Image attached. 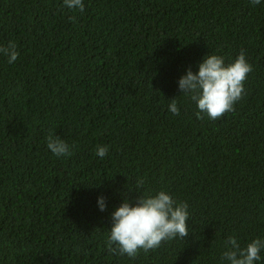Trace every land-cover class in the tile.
<instances>
[{
  "label": "trees",
  "instance_id": "16d2710c",
  "mask_svg": "<svg viewBox=\"0 0 264 264\" xmlns=\"http://www.w3.org/2000/svg\"><path fill=\"white\" fill-rule=\"evenodd\" d=\"M83 3L0 0V46L19 53L0 55V264H226L229 236L264 239V0ZM241 51L242 99L197 119L178 80ZM49 131L70 156L48 150ZM160 190L187 203L189 236L110 254L111 213Z\"/></svg>",
  "mask_w": 264,
  "mask_h": 264
},
{
  "label": "clouds",
  "instance_id": "9594fccd",
  "mask_svg": "<svg viewBox=\"0 0 264 264\" xmlns=\"http://www.w3.org/2000/svg\"><path fill=\"white\" fill-rule=\"evenodd\" d=\"M255 6L261 0H250ZM63 6L69 10L84 11L83 0H63ZM75 17H69L70 22ZM0 55L7 58L9 64L18 58L16 44L9 41L6 46H0ZM198 71L191 68L178 80V89L182 94L189 95L196 103L197 119L207 116L210 120H218L226 113L234 111V105L242 99L245 92L244 81L252 71L243 51L228 64L219 55H205L198 64ZM168 110L173 115H179L176 98L170 100ZM203 114V115H202ZM48 150L56 157H68L72 153L69 145L49 131L46 137ZM108 147L98 145L95 154L104 158ZM143 179L137 181L142 188ZM133 203L125 197L118 208L111 213V227L108 229L107 249L110 254L127 256L134 259L140 250L147 253L158 248L162 242L174 238L189 236L188 205L177 202L165 190L155 193H144ZM98 208L105 211L104 197H98ZM221 260L226 264H255L261 259L260 252L264 250V239L255 238L241 247L235 236H229Z\"/></svg>",
  "mask_w": 264,
  "mask_h": 264
}]
</instances>
